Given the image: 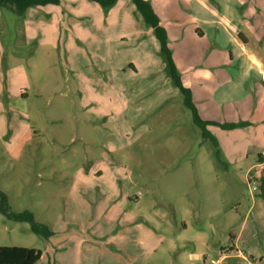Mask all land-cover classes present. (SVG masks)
I'll use <instances>...</instances> for the list:
<instances>
[{"label": "rangeland", "instance_id": "1", "mask_svg": "<svg viewBox=\"0 0 264 264\" xmlns=\"http://www.w3.org/2000/svg\"><path fill=\"white\" fill-rule=\"evenodd\" d=\"M151 1L174 71L132 0L0 8V191L52 233L0 212V246L39 250L38 264H264V197L247 179L264 95L199 78L214 56L195 34L264 0ZM189 95L201 120L243 125L201 128Z\"/></svg>", "mask_w": 264, "mask_h": 264}, {"label": "crops", "instance_id": "2", "mask_svg": "<svg viewBox=\"0 0 264 264\" xmlns=\"http://www.w3.org/2000/svg\"><path fill=\"white\" fill-rule=\"evenodd\" d=\"M148 1L155 7L151 0ZM225 16L228 15L208 14L205 20L201 21L202 25L195 30L199 39L205 38L208 33L211 35L207 52L209 57L214 56L213 60L211 58V61L199 66L202 70L197 75L202 80L217 78L220 83L229 84L231 89H240V92L245 90L264 95L261 78V73L264 72V42L261 49L257 45L259 50L250 48L249 36L245 34L250 32L251 39L255 41L264 40V10L252 13V19H247L241 24L235 23L232 16L228 18ZM139 17V22L145 25L140 15ZM160 25L164 27L162 22ZM263 153L258 154L257 163L253 168L260 178L264 172V159L260 162L259 155ZM79 259L81 264H91L92 258L89 255H82Z\"/></svg>", "mask_w": 264, "mask_h": 264}, {"label": "trees", "instance_id": "3", "mask_svg": "<svg viewBox=\"0 0 264 264\" xmlns=\"http://www.w3.org/2000/svg\"><path fill=\"white\" fill-rule=\"evenodd\" d=\"M94 2L104 9H110L115 6L119 0H89ZM61 0H0V8L9 10L12 13L24 15L26 11L31 7H45L48 5H59ZM137 12L143 19L144 23L153 28L156 36L160 40L165 52L168 56L172 71H174L171 53L167 48V32L164 27L160 25V18L154 11V8L148 0H132ZM186 105L191 108L195 115L196 123L201 127L209 124L219 125L216 122H206L201 120L195 110L194 104L192 103L191 96L189 95L186 100ZM243 124H222L219 125L226 130H232L241 127ZM206 136H210L205 133ZM259 159L263 160L262 155H259ZM259 195L264 197V176L259 179ZM1 206L0 212L9 220L21 223H28L31 227L32 232L36 235L48 239L52 233L43 224L38 223L35 220L34 214L29 210L21 212H14L10 209L8 204L7 196L0 191ZM42 252L33 248L26 247H9L0 246V264H38L41 260Z\"/></svg>", "mask_w": 264, "mask_h": 264}, {"label": "built area", "instance_id": "4", "mask_svg": "<svg viewBox=\"0 0 264 264\" xmlns=\"http://www.w3.org/2000/svg\"><path fill=\"white\" fill-rule=\"evenodd\" d=\"M261 78H262V81H263V84H264V72L261 73ZM262 157L264 159V153L262 154ZM247 179H248V182L249 184H252L253 183V190L255 192H259V179L260 177H258L256 174H252V172H248L247 174Z\"/></svg>", "mask_w": 264, "mask_h": 264}]
</instances>
